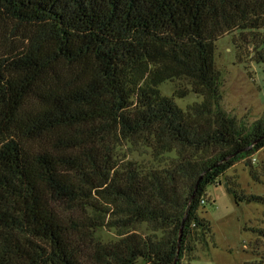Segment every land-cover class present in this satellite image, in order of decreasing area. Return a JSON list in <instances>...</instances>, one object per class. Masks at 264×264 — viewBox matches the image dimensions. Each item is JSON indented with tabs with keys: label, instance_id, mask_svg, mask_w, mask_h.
I'll list each match as a JSON object with an SVG mask.
<instances>
[{
	"label": "trees",
	"instance_id": "16d2710c",
	"mask_svg": "<svg viewBox=\"0 0 264 264\" xmlns=\"http://www.w3.org/2000/svg\"><path fill=\"white\" fill-rule=\"evenodd\" d=\"M232 31L264 62V0H0V264H179L206 242V186L264 147V108L243 124L221 105Z\"/></svg>",
	"mask_w": 264,
	"mask_h": 264
},
{
	"label": "rangeland",
	"instance_id": "374dc122",
	"mask_svg": "<svg viewBox=\"0 0 264 264\" xmlns=\"http://www.w3.org/2000/svg\"><path fill=\"white\" fill-rule=\"evenodd\" d=\"M237 38L238 31H232L213 41V63L219 73L222 107L237 121L249 124L264 108V62L252 59L245 46L238 54ZM175 83L178 81L164 80L157 87L182 109L201 100L191 91L182 97L173 96ZM148 156L130 154L137 160ZM249 163L258 180L251 178L250 164L240 159L206 186L198 215L209 221L211 236L202 243L192 232L185 240L179 264H248L260 259L264 253V204L234 193L264 197V147L249 156ZM96 235L103 241L116 239L113 229L98 228Z\"/></svg>",
	"mask_w": 264,
	"mask_h": 264
},
{
	"label": "water",
	"instance_id": "95a60500",
	"mask_svg": "<svg viewBox=\"0 0 264 264\" xmlns=\"http://www.w3.org/2000/svg\"><path fill=\"white\" fill-rule=\"evenodd\" d=\"M230 156H232V154L227 155V156L224 157L222 160H225V159L229 158ZM201 175H202V173L198 176V179L196 180V182H195V184H194V186H193V191H192L191 196L193 195V193H194V191H195V189H196V187H197V184H198L199 179L201 178ZM189 200H190V199H189ZM187 208H188V206L186 207V209H187ZM183 220H184V216L182 217V221H183ZM181 227H182V225H180L179 230H178V237H177V250H176V254H177L178 246H179V239H180V234H181ZM174 262H175V257H174V260H173V263H172V264H174Z\"/></svg>",
	"mask_w": 264,
	"mask_h": 264
},
{
	"label": "built area",
	"instance_id": "2783aa9c",
	"mask_svg": "<svg viewBox=\"0 0 264 264\" xmlns=\"http://www.w3.org/2000/svg\"><path fill=\"white\" fill-rule=\"evenodd\" d=\"M203 201H204V199L201 197V198H200V203H203Z\"/></svg>",
	"mask_w": 264,
	"mask_h": 264
}]
</instances>
